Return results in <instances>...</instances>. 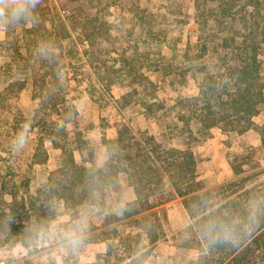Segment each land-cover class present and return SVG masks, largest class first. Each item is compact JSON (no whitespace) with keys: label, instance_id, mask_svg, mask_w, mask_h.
Instances as JSON below:
<instances>
[{"label":"trees","instance_id":"16d2710c","mask_svg":"<svg viewBox=\"0 0 264 264\" xmlns=\"http://www.w3.org/2000/svg\"><path fill=\"white\" fill-rule=\"evenodd\" d=\"M193 4L200 18L197 22H201V29L207 32L203 39L201 36L197 55L188 57V51H185L184 60L193 62V59L201 58L202 76L197 81L196 95L174 100L188 112L177 118L188 131L193 119L202 138L213 127L236 134L252 128L261 135L263 142L264 133L255 126L252 118L264 101L259 59L264 44V0H193ZM111 8L127 15L119 19L122 32L119 35L113 33V25L106 19ZM29 20L30 26H25L26 19L22 18L6 27L19 25L21 36L37 47L39 57L28 75L33 96L39 97L41 105L47 104L49 110L47 116L36 123L43 133L37 137L32 163L45 161L44 140L60 150L53 184L58 186L54 190L63 206L76 210L89 195L108 192L117 175L123 173L135 197L114 220L131 219L138 234H144L152 245L163 235L166 222L164 210L156 209L165 201L153 202L152 199L159 197L168 183L170 197L181 198L190 219L185 231L192 234H189L190 243L199 251L197 264H255L259 259L263 260L264 192L246 185L248 175L242 173L243 165L249 164L247 155L241 153L229 160L235 178L214 189H206L202 179L198 178L195 157L187 142L180 141L183 147H175L162 141L164 137L173 140L176 132H171V137L164 136L162 131L157 135L141 133L138 136L132 134L124 122H115L116 136L112 140L103 137L106 158L97 165L94 163V146L75 129L71 118L74 105L69 102L67 106L63 97L53 91L59 83V69L63 67L62 42L75 32L85 61L96 79L113 83L118 80L126 88L121 100L139 106L145 116L160 126L167 107L160 101L143 98L154 83L144 69L135 64V57H147L153 46L162 57L166 31L157 23L154 14L142 7L140 0H64L59 5L56 24L51 21L48 25L34 9ZM119 37L124 39V47L117 51L115 45ZM131 39L140 46L130 47ZM210 49L222 52L212 63L211 68L216 70H210L207 64ZM113 54H116V68L107 59L114 57ZM158 70H177L182 78L185 76L170 60L157 63L153 71ZM26 80H15L5 90H21ZM58 104L62 105V110ZM67 123L72 124L70 129H66ZM75 151L80 156L79 163L74 158ZM86 160L91 163L89 166L84 164ZM52 179L49 176V183ZM19 181L22 186H28V177L20 175ZM190 243L186 241L185 246L191 247ZM105 244L106 250L96 254L93 264H110V244L106 241Z\"/></svg>","mask_w":264,"mask_h":264},{"label":"rangeland","instance_id":"374dc122","mask_svg":"<svg viewBox=\"0 0 264 264\" xmlns=\"http://www.w3.org/2000/svg\"><path fill=\"white\" fill-rule=\"evenodd\" d=\"M62 1L40 0L34 10L48 25L51 21L56 24ZM140 4L154 14L157 23L166 31L162 57L158 56L154 46L149 48L147 57H135V64L144 69L154 83L143 98L160 101L167 107L160 126L145 116L139 106L121 100L126 88L118 80L113 83L96 79L85 61L75 32L62 42L63 67L59 69V83L53 91L63 97L67 106L69 102L74 105L72 121L75 129L94 146V163L100 165L106 158L103 137L112 140L116 136L115 122H124L132 134L138 136L141 133L157 135L162 131L164 136L171 137V132H176L173 140L164 137L162 141L175 147H183L180 141L187 142L195 157L198 178L202 179L206 189H214L235 178L229 160L241 153L247 155L249 164L243 165L242 173L248 175L246 185L264 192V141L261 142V135L255 129L236 134L213 127L202 138L193 119L189 132L177 118L188 112L174 100L196 95L197 81L202 76L201 58L193 59V62L184 60L185 51H188V57L197 55L201 36L203 39L207 32L201 29V22H197L200 18L193 0H140ZM109 13L106 19L112 23L113 33L121 34L119 19L127 15L114 8ZM30 25L27 17L25 26ZM123 41L121 38L117 41V51L124 47ZM128 45L140 46L134 39ZM36 50L34 43L21 36L19 25L6 27L0 34V264H93L96 254L106 250L105 241L110 244V264H197L199 251L190 243L191 233L185 231L190 219L181 198L170 197L168 183L163 186L160 196L152 199L153 202L165 201L156 209H163L166 214L163 235L152 245L144 234H138L131 219L114 220L135 197L123 173L117 175L108 192L89 195L76 210L63 206L54 190L58 186L53 184L60 150L44 140L45 161L32 163L37 137L43 133L36 123L46 117L49 110L47 104L41 105L39 97L33 96L28 75L39 57ZM138 53L142 52L138 50ZM219 54L222 52L210 49L207 63L210 70L214 69L212 63L217 61ZM113 55L107 59L116 68V54ZM259 59L264 80V44ZM167 60L176 63L185 76L182 78L177 70L153 71L157 63ZM23 79L27 80L21 90H5L9 83ZM59 106L62 110V105ZM53 118L58 119L56 115ZM252 121L264 133V101ZM65 127L70 129L72 124L67 123ZM22 132L24 141L18 144ZM74 157L79 163L77 151ZM84 164L89 166L91 163L86 160ZM20 175L28 177L27 187L21 185ZM49 176L53 178L50 183ZM69 237L77 241L74 246L68 244ZM186 241L191 247L185 246ZM255 264H264V259Z\"/></svg>","mask_w":264,"mask_h":264},{"label":"clouds","instance_id":"9594fccd","mask_svg":"<svg viewBox=\"0 0 264 264\" xmlns=\"http://www.w3.org/2000/svg\"><path fill=\"white\" fill-rule=\"evenodd\" d=\"M38 3L40 0H0V34L3 33L8 24L18 23L22 18L29 17ZM23 141L24 133L22 132L17 143L22 144ZM76 243L74 238H68L70 246H74Z\"/></svg>","mask_w":264,"mask_h":264},{"label":"crops","instance_id":"0c3cea01","mask_svg":"<svg viewBox=\"0 0 264 264\" xmlns=\"http://www.w3.org/2000/svg\"><path fill=\"white\" fill-rule=\"evenodd\" d=\"M74 158H75V157H74ZM129 188H130V186H129ZM131 199H132V194H131ZM133 199H134V198H133ZM133 199H132V200H133Z\"/></svg>","mask_w":264,"mask_h":264}]
</instances>
